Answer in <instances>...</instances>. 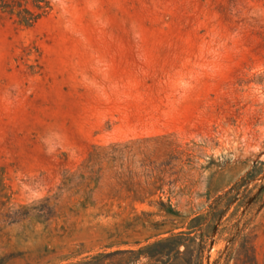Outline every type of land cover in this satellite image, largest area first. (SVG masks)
<instances>
[{"label":"rangeland","instance_id":"rangeland-1","mask_svg":"<svg viewBox=\"0 0 264 264\" xmlns=\"http://www.w3.org/2000/svg\"><path fill=\"white\" fill-rule=\"evenodd\" d=\"M218 210L201 264H264V0H0V264H147Z\"/></svg>","mask_w":264,"mask_h":264},{"label":"trees","instance_id":"trees-1","mask_svg":"<svg viewBox=\"0 0 264 264\" xmlns=\"http://www.w3.org/2000/svg\"><path fill=\"white\" fill-rule=\"evenodd\" d=\"M216 209V208H214ZM223 214V212H207L206 214L201 213L195 216L194 218H202L204 216H209L210 223H207L205 226H201L200 233L194 232L192 229V225L185 227L187 230L180 229L176 232H171L170 230L166 231L165 234L167 235L163 236L159 240L152 242L151 245H157L161 243H168V245L164 246V248L161 249L160 252L156 253H149V262L147 264H180L176 261L174 263H169L168 260L159 263L160 257L162 256H173L174 260L177 258H180L179 254L181 251L178 250L180 245H184L185 249L182 251L183 254H186V257L189 259L195 258L196 261L194 263L189 262L188 264H201V258L203 255V252L206 248V246L209 244L208 240L210 238V232H213L215 228V222L217 219L220 218V216ZM202 230V231H201ZM193 233V235H191ZM209 233V234H207ZM198 240V241H197ZM131 252V250H124V249H118L115 250L116 254H123L126 252ZM140 254V253H139ZM102 257L101 253H98L97 255L93 256L90 260H82L79 262H76L74 264H88V262H92L93 264L97 262L100 263V258ZM120 263L124 262V259L119 260ZM128 262L125 261V264Z\"/></svg>","mask_w":264,"mask_h":264}]
</instances>
